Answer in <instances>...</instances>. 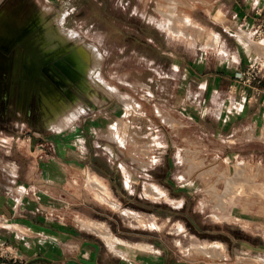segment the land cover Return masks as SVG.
<instances>
[{"label":"rangeland","instance_id":"1","mask_svg":"<svg viewBox=\"0 0 264 264\" xmlns=\"http://www.w3.org/2000/svg\"><path fill=\"white\" fill-rule=\"evenodd\" d=\"M173 1L179 2V15L191 14L197 5V0H0V47H11L8 55L12 60L11 66L10 59L0 54V191L6 192L10 180L17 179L15 189L21 187L39 200L49 196L45 180L60 156V136L67 144L72 139L75 147L78 143L86 145L89 172L122 178L124 189L117 181L106 183L121 210L103 203L111 210L108 212L115 233L132 241L134 226L148 227L157 222L156 230L141 233L145 240H162L180 257L203 254L207 260L204 264H214V245L186 250L191 248L183 239L186 217L190 215L195 223L205 222L203 235L210 239L214 234L221 236L235 251H242L246 243L264 249V195L258 191L264 181V151L229 156L200 138L191 124H183L174 133L166 127V123L174 126L175 122L157 112L149 87L154 75L151 62L156 59L154 45L167 36L159 24L165 18L161 11ZM59 11L67 13L63 19L58 18ZM41 25L43 31L34 42L37 49L51 51H45L37 40L59 25L65 31L78 32L86 44L97 46L101 64L103 61L97 71L90 66L88 76L78 68L73 70L72 80L59 66L60 59L45 63L44 75L55 88L44 89L42 103L38 85L25 80L21 67L28 42ZM190 27L198 40V27ZM77 45L76 41H67L58 50L73 52ZM176 47L179 49L180 44ZM159 65L163 71L169 69L165 62ZM30 138L38 140L33 149L29 147ZM189 139L199 143L192 144ZM107 144L115 154L106 149ZM238 160L243 162V168L237 166L240 171L235 168ZM15 164L18 178L13 177ZM147 181L170 195L142 202L145 211L140 222L133 213L137 211L133 203ZM72 185L69 190H82L84 198L69 202L65 218L77 224L83 218L80 213L86 210L81 200L88 193L90 204L95 206L97 189L89 187L85 177ZM182 187L192 197L186 192L176 193ZM239 188L244 192L236 207L227 209L231 194ZM173 194L178 195L174 198ZM184 200L187 213L175 209ZM51 204L55 206L54 201ZM112 210L123 217L126 227ZM192 210L202 213L191 214ZM50 212L54 214L52 209ZM2 217L0 214V234L5 224ZM239 264L247 263L240 260Z\"/></svg>","mask_w":264,"mask_h":264},{"label":"crops","instance_id":"2","mask_svg":"<svg viewBox=\"0 0 264 264\" xmlns=\"http://www.w3.org/2000/svg\"><path fill=\"white\" fill-rule=\"evenodd\" d=\"M178 3L173 1L166 5V11H161L165 18L159 24L165 29L167 36L165 40H156L153 49L156 59L151 62L154 75L149 88L157 112L175 122L174 126L166 123L171 133L183 124H191L200 138L223 150L222 154L243 157L250 151H264V83L260 95L252 88L236 84L250 62L264 59V43L257 42L251 32L255 9L264 7V0H197V5L189 15H179ZM192 25L197 26L200 31L197 34L198 40L192 34ZM202 36L203 39H200ZM178 43L179 49L176 47ZM159 62H165L169 69L163 71ZM102 65L103 61L101 68ZM36 141V138H30V149L38 145ZM70 142L71 144L63 142L60 136V156L54 160L53 172L47 174L45 180L49 196L39 200L24 192L21 187L15 189L17 179L10 180L6 192L0 191V214L5 222L1 226L0 244H7L13 249L11 251L19 258L16 264L207 262L203 254L193 253L180 257L170 246L163 244L162 240H145L141 233L156 230L154 224L157 222L149 224L148 227L134 226L132 241L115 233L108 212L111 210L103 203L110 206L109 198L112 199L106 183L109 185L110 182L117 181L122 186V178L119 176L115 179L110 175L89 172L91 163L86 145L78 143L75 147L72 139ZM189 142L199 143L193 139H189ZM109 145H106V149L115 154ZM239 163L243 162L238 160L235 163L237 171L243 168L237 167ZM13 168L16 172L13 177L18 178L19 168L16 164ZM84 177L89 187L97 189L98 202L92 206V200L87 193V198L81 200L86 207L80 213L83 218L79 219V223L72 224L65 218L69 202L75 198L83 199L84 192L69 190V186H73L74 180L81 181ZM186 184L189 186L188 180ZM157 186L147 181L143 193L136 199L137 203H133L137 209L133 213L140 217V222L145 211L142 202L146 203L151 197L170 195ZM181 189L176 193L186 192V188ZM258 191L264 195V181ZM243 192L239 188L235 194H231L227 209L236 207ZM186 193L192 197L190 192ZM177 195L173 194V197ZM52 201L55 206L51 204ZM185 203L184 200L175 209L187 213ZM116 205L121 210L120 205ZM112 211L123 227H126L123 217L116 210ZM195 213L202 212L191 211V214ZM222 217L220 216V220ZM186 221L188 224L185 225L183 239L191 247L187 251L203 250L207 245H214V264H239L240 260L247 264H264L263 248H255L254 245L246 243L241 248L242 251H235L221 236L214 234L210 239L203 235L206 232L205 222L195 223L190 215L186 217ZM127 244H132L133 247Z\"/></svg>","mask_w":264,"mask_h":264},{"label":"bare ground","instance_id":"3","mask_svg":"<svg viewBox=\"0 0 264 264\" xmlns=\"http://www.w3.org/2000/svg\"><path fill=\"white\" fill-rule=\"evenodd\" d=\"M66 14L65 12L62 13L59 11L58 18L63 19V16H65ZM51 32L57 33L59 34V36H51ZM37 41L41 43L45 51L59 49L63 47V45L65 44V42L67 43V41H76L78 43L76 49L73 51L75 54H73L71 57L72 63L70 62V66H66L65 69L63 68L65 71V75L68 76L71 80L73 79L71 76V74L73 73L72 71L77 70V68L83 76L89 75L90 66L93 69H96L95 71L100 68L102 54L99 49L94 45L86 44L84 41H82L80 35H78V33L75 31H65L61 29L59 25H56L55 27L50 29V31L40 36ZM242 164L243 163H239L237 166L242 167ZM109 203L111 207L118 208V206L111 198H109Z\"/></svg>","mask_w":264,"mask_h":264},{"label":"flooded vegetation","instance_id":"4","mask_svg":"<svg viewBox=\"0 0 264 264\" xmlns=\"http://www.w3.org/2000/svg\"><path fill=\"white\" fill-rule=\"evenodd\" d=\"M42 31H43V26L41 25V28H39V30H37L34 33V39L28 42L27 50L25 51L24 58L21 62L22 72H23L25 80L28 83L32 81L33 84L38 85V89L40 93L39 97H40L41 103H42V93L44 89L49 86L54 87L52 83L48 82L46 76L44 75L43 66L45 65V63L50 64L51 61L60 59L58 64L59 66L65 69L66 66H70V62L72 63L71 54L73 53L72 51H68V52L64 51L63 53L62 50L64 48L60 50L56 49L50 52H43L42 50L37 49L34 42L36 40V37H38V35ZM10 51H11V47L10 49L0 47V54L6 58H9L11 61V66H12L11 56L8 55ZM51 72L53 76L60 79L59 75L55 74L54 71H51Z\"/></svg>","mask_w":264,"mask_h":264},{"label":"built area","instance_id":"5","mask_svg":"<svg viewBox=\"0 0 264 264\" xmlns=\"http://www.w3.org/2000/svg\"><path fill=\"white\" fill-rule=\"evenodd\" d=\"M254 39L264 43V7L255 9V20L251 26ZM264 83V59H257L249 63L246 70L238 78L236 84L252 88L257 95L262 93L261 86ZM13 250L7 244H0V264H16L19 258L13 254Z\"/></svg>","mask_w":264,"mask_h":264}]
</instances>
